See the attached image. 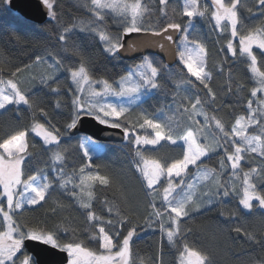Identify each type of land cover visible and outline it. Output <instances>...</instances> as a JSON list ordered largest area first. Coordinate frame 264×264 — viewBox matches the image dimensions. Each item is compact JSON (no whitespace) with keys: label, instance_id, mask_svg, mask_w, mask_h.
I'll list each match as a JSON object with an SVG mask.
<instances>
[{"label":"snow or ice","instance_id":"obj_1","mask_svg":"<svg viewBox=\"0 0 264 264\" xmlns=\"http://www.w3.org/2000/svg\"><path fill=\"white\" fill-rule=\"evenodd\" d=\"M81 2L88 17L74 18L66 25L56 10L57 0H40L55 28L59 52L44 47L45 54L37 55L43 47L38 35L21 36L14 26L6 33L15 43L32 42L36 48L30 64L14 70L0 64V110L15 107L19 111L27 106L31 113L28 126L0 138V264H41L29 249V242L66 253L64 264H146L134 247L138 225L133 218L138 209L126 185L93 163L107 146L88 136L78 137L76 147L84 162L68 170L69 152L61 147L64 133L52 122L48 111L33 101L31 90L23 87L21 73L33 68L41 71L38 76L30 75L29 80L38 79L56 96L61 92L58 74H67L72 87L66 90L71 108L66 131L76 129L82 117L123 129L124 139L132 146V167L146 197L144 225L157 227L161 239L176 249V264H216L202 244L188 239L193 230L186 227L185 221L222 206L229 198L236 200L246 214L257 207L264 210V23H246L257 15L264 18V0H254L252 6H248V0H211L210 6L205 0H182L179 7L171 6V15L170 0ZM11 5L12 0H0V20L10 13ZM109 18L118 29L115 33L109 29ZM198 19L207 20L218 36L226 38L221 51L245 63L255 83L244 97L241 93L245 85L236 83L233 89L234 77L229 70L225 92L236 96V106L218 103V93L211 86L209 50L198 35H193ZM77 30L97 39L111 58L122 51L138 50V41H125L132 34L152 37L147 46L162 51L166 46L171 48V57L179 66L178 71L168 69V78L176 88L175 106H168L167 112L159 109L153 113L141 107L162 87L161 68L150 56H142L118 79L96 77L93 62L71 41ZM33 31L41 34L48 29L34 27ZM73 58L78 60L65 64V59ZM217 69L222 73L223 65H217ZM61 104L57 99L55 107L59 109ZM237 106L243 109L239 114ZM224 108L230 109L227 115L231 119L220 115ZM134 109L139 111L133 118ZM30 134L39 137L46 147L45 167H33ZM162 141L170 145L179 142L180 157L162 159L148 152V146L155 147ZM213 156L218 157L216 167L206 163ZM100 188L112 189L113 199L100 200ZM57 190L66 193L84 213L86 227L77 226L70 216L51 228L40 221L20 219L25 210L43 207ZM53 203L52 215L71 207L62 201ZM224 215L221 211L220 216ZM228 218L239 220L240 216L230 211ZM232 231L235 238L243 236L245 243L259 250L251 264H264V235L258 237L239 224ZM147 264H164L162 249L154 260L149 257Z\"/></svg>","mask_w":264,"mask_h":264},{"label":"trees","instance_id":"obj_2","mask_svg":"<svg viewBox=\"0 0 264 264\" xmlns=\"http://www.w3.org/2000/svg\"><path fill=\"white\" fill-rule=\"evenodd\" d=\"M151 2L152 0H149V3ZM205 2L210 6L211 3L209 0H205ZM253 3L254 0H248V6H252ZM180 4L181 0H170L169 14L171 15V6L179 7ZM156 6L158 7V3ZM56 10L60 13L61 22L66 25L72 23L74 18L86 19L89 15L87 9L83 7L81 0H57ZM244 15H248L246 11ZM152 19L154 21L156 17ZM107 23L110 31L113 33L118 30L112 19L109 18ZM246 23L255 26L256 24L264 23V18L257 15L251 21H246ZM11 26H14L15 30L21 36H39L43 47H41L40 51L36 52L37 55L45 54L44 47L49 51H60V47L56 41L55 28L48 21V18L43 23H36L11 9L6 18L0 20V64L5 68L14 70L16 67H23L25 64H30L31 59H34L32 52L36 48V45L32 42L23 45L10 40L6 33L10 30ZM34 27H47L48 31L37 34L33 31ZM195 27L196 32L193 35H198L209 50L208 66L213 76L211 86L218 93V103L236 106V96L227 95L225 92L228 72L231 70L234 77L233 89H235L236 83H243L245 85V91L241 95L247 97L249 95L248 90L254 87L255 83L250 79V73L246 71V64L239 59L234 60L231 58V54L227 51H221V48L226 43V38L218 36L216 31L211 29L207 20L198 19ZM71 41L75 42L93 62L96 77H107L113 80L118 79L120 75L125 74L129 68L138 63L142 57L139 56L129 60L119 56L111 58L103 52V45L97 39H93L79 32V30L73 34ZM257 54L259 56L258 51ZM61 55L63 56V54ZM146 55L154 58L157 66L161 68L159 82L162 87L159 90H155L141 107L149 113H153L159 109H164L167 112L168 106H175L173 103V94L176 91L174 83L168 78V69H177L178 71L179 66L176 62L168 66L159 56L154 54ZM77 60L78 58H73L72 61L65 59L64 62L68 64ZM221 64L223 65L222 73L217 69V65ZM165 65L167 68L164 67ZM4 75L7 77L8 73L5 72ZM35 75L37 74L35 73ZM58 76V83L61 89L59 96L49 93V90L37 80L30 81L29 86L26 88L31 90V98L33 101L38 102L40 107L48 111L52 122L64 133L61 138V147L68 149L67 168L71 170L73 167L78 168L84 162L82 153L77 150L76 146L78 143L77 138L85 135H71L69 131L65 130L64 126L71 118L70 96L66 94V90L72 87V85L66 73L58 74ZM193 92H195V89H193ZM57 99L62 101L59 109L55 107ZM236 110L237 114L243 111L242 107L239 106H237ZM138 111L139 109L133 110V118ZM229 111L230 109L224 108L220 115H223L225 119H231L227 115ZM30 122L31 113L27 109V106H21L19 111L15 107H9L7 111L0 110V138L11 134L17 128L28 126ZM28 141L32 145L30 151L33 154V167H45L44 162L48 160V152L42 140L35 136V134H30ZM97 142L107 147L98 158L93 159V163L98 165L103 173L115 177L118 182L126 185L131 202L138 209L133 218V223L138 225V238L135 239L134 244L137 253L140 257L145 258L147 264L148 258L152 257L154 260L162 249L164 264H176V249L170 246L166 239H161V234L157 227H146L144 225L143 217L147 214L145 211L146 197L131 164L132 146L125 139L121 142ZM148 152L158 158L170 160L179 158L182 153V148L180 144L170 145L168 142L163 141L160 145L148 147ZM217 159L218 157L213 156L206 163L212 167H216ZM247 167L248 165H246ZM113 194L112 189L100 188L98 190L100 200H103L105 197L111 200L113 199ZM54 201H62L66 206H71L70 210L64 212L58 211L57 214L52 215L50 209L55 207ZM97 208H99V204H97ZM221 211L225 212L224 216H220ZM230 211L237 212L240 219L228 218ZM66 216L73 218L77 226L81 228L86 227L84 213L78 209L66 193L57 190L52 193L48 202L43 207L25 210L20 219L22 221H40L51 228L58 222H61L63 217ZM237 224L242 226L246 231L254 232L258 237L264 235V210L257 207L251 214H246L238 208L236 200L229 198L222 206L212 208L211 211L194 214L190 220L185 221L186 227L193 230L189 234L188 239H196L202 244L212 254L216 264H251L253 257L258 256L259 250L255 245L249 246L245 243L243 236L239 239L235 238L236 233L232 231V228ZM81 238L84 237L82 236ZM89 246L95 247L94 244H90Z\"/></svg>","mask_w":264,"mask_h":264},{"label":"water","instance_id":"obj_3","mask_svg":"<svg viewBox=\"0 0 264 264\" xmlns=\"http://www.w3.org/2000/svg\"><path fill=\"white\" fill-rule=\"evenodd\" d=\"M11 9L21 16L36 23H43L47 19L45 9L40 0H12ZM179 34L175 37L178 40ZM135 39L140 47L137 51H122L119 57L123 59H135L146 54L159 56L166 65H173L175 62L171 57L172 49L166 46L165 50L158 47L147 46L152 43V37L143 34H132L125 37V41ZM127 46V44H126ZM71 135L82 134L100 142H121L124 140L122 129H113L106 125H100L92 117H82L81 123L76 129L70 130ZM29 249L37 255L41 264H64L66 253L60 252L51 246L40 244L39 242H29Z\"/></svg>","mask_w":264,"mask_h":264},{"label":"rangeland","instance_id":"obj_4","mask_svg":"<svg viewBox=\"0 0 264 264\" xmlns=\"http://www.w3.org/2000/svg\"><path fill=\"white\" fill-rule=\"evenodd\" d=\"M210 1V3H211V0H209ZM181 3H182V0H181ZM40 71H41V69L40 68H33V69H29V70H25V71H23L22 73H21V75H20V78L24 81V84H23V87H28L29 85V83H30V81L31 80H29V76L30 75H35V73L37 74V76L39 75V73H40ZM37 81H39L38 79H37ZM255 86V85H254ZM123 130V129H122ZM97 142V141H96ZM163 142V141H162ZM178 144H180L179 142H178ZM148 147H152V146H148Z\"/></svg>","mask_w":264,"mask_h":264}]
</instances>
